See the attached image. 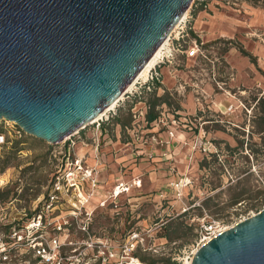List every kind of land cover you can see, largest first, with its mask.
Returning a JSON list of instances; mask_svg holds the SVG:
<instances>
[{"label":"rangeland","instance_id":"rangeland-1","mask_svg":"<svg viewBox=\"0 0 264 264\" xmlns=\"http://www.w3.org/2000/svg\"><path fill=\"white\" fill-rule=\"evenodd\" d=\"M197 3L188 7L192 18L182 46L188 49L196 39L199 51L179 54L164 66V85L150 95V104L157 97L165 100L154 111L174 113L176 135L183 138L173 144L171 159L133 158L134 143L120 151L126 166L115 161L108 139L125 140L121 125L132 124L127 110L104 123L101 135L94 123L73 132L71 142L48 143L0 120V264H42L12 228L45 205L54 177L75 158L93 168L97 181L94 187L83 182L81 197L70 189L54 204L79 208L76 222L85 224V230L44 234L46 239L56 234L64 243L63 264H84L71 259L79 254L91 258L87 264H101L96 255L108 244L116 259L105 264H181L182 252L198 241L203 225L229 227L264 208V131H258L257 120L264 98V4L206 0L196 8ZM119 183L128 189L116 196ZM238 191L245 199L231 205L229 198Z\"/></svg>","mask_w":264,"mask_h":264},{"label":"water","instance_id":"water-1","mask_svg":"<svg viewBox=\"0 0 264 264\" xmlns=\"http://www.w3.org/2000/svg\"><path fill=\"white\" fill-rule=\"evenodd\" d=\"M193 0H0V120L58 143L114 102ZM191 264H264V208Z\"/></svg>","mask_w":264,"mask_h":264},{"label":"built area","instance_id":"built-area-1","mask_svg":"<svg viewBox=\"0 0 264 264\" xmlns=\"http://www.w3.org/2000/svg\"><path fill=\"white\" fill-rule=\"evenodd\" d=\"M204 1L205 0H198V3L194 5V7L197 8ZM190 8L191 5L189 9ZM189 9H187L186 15L181 17L158 48V58L155 64L147 71L146 75L144 77H135L124 92L114 101V105L110 107V109H107L104 114L94 122L87 124L91 125L95 123L96 130H99V135H101L104 123L108 122L114 116H117L120 110H127L132 117V124L131 126L125 125L123 127L126 138L122 141V146L119 148L118 152H120L121 149H123V152L131 150L132 144L135 143V147L137 148L136 151H130V155L133 158L142 156L149 159L158 154L161 160L171 159L173 154L171 149L174 148L173 144L176 140V129L178 127H176L177 120L175 114H165L164 111H160L151 121L146 119V115L151 109L150 95L154 93L155 90L161 89L163 85L162 67L172 65L179 54L185 53L187 56H193L199 51L196 39L192 41V45H190L188 49L182 46V42L185 37L188 36L187 29L192 18L189 14ZM168 119L171 123L170 125H168ZM84 127H86V125ZM71 137L72 135L68 136L64 141L71 142ZM3 141L4 136L0 135V145ZM108 141L112 143L111 138H109ZM100 146L101 142L98 138L95 149L98 150ZM205 150L206 148L203 144L202 151ZM92 173L93 168L83 165L82 159L75 158L73 162L71 161L54 177L51 189L45 199V205L40 209L34 210L31 218H27L26 222L22 223L21 226L18 223L19 221L13 226V236L22 244H24L23 241L27 239L28 248L31 250L32 256L36 262L42 264H63L67 259L65 255L62 256L60 253L61 250H63L64 243L60 241L58 235L53 234L46 239L44 234L47 231L59 232L70 228L85 230V224L81 225L76 222L80 213L79 208L75 206L63 208L54 206V204L59 202L62 193L65 192L67 195L70 189L77 191V197H81L80 194L82 193L80 187H82L85 181L89 182L90 185L94 187L97 179L93 177ZM139 183L140 180L136 185H139ZM121 187L122 184L120 183L116 186V188ZM126 189L128 188H125L124 191H126ZM120 193H115L114 195L117 196ZM71 195L72 191L70 196ZM78 202H80L79 198ZM223 230L225 229L220 228L219 225L214 222L203 225L198 241L189 245L182 252L183 256L180 257L181 264H191L192 257L196 250L203 243ZM0 246H3L1 238ZM111 246V244H108L106 252L102 251L96 255L97 260L101 264L110 262L113 258L116 259V254L109 249ZM4 249L5 248L1 251H4ZM4 258L6 259L7 256L5 255ZM71 259L81 260L84 264H87L88 261L91 260V258L81 254L75 257L71 256Z\"/></svg>","mask_w":264,"mask_h":264},{"label":"trees","instance_id":"trees-1","mask_svg":"<svg viewBox=\"0 0 264 264\" xmlns=\"http://www.w3.org/2000/svg\"><path fill=\"white\" fill-rule=\"evenodd\" d=\"M255 1H260V0H255ZM262 3L264 4V0H262ZM205 3L202 2L200 4V6L204 5ZM165 102V100L162 98V97H157L155 98L153 101H152V106H151V109L149 110V112L147 113L146 115V119L148 121H151L153 120L156 116H157V112L154 111V106L157 105L158 103H163ZM259 106L258 108L260 109V112L261 114L257 117V120L259 121V126H258V131H264V129L261 127V124L263 123L264 124V98H260L259 99ZM151 103V102H150ZM121 127H124V124L121 125ZM202 167H205L206 165V162H202L200 164ZM243 195V192L242 191H238V192H234L231 194L229 200H230V204L231 205H236L240 202H242L245 198L242 197ZM264 202V200H263ZM251 207H255L257 208V205H252ZM141 260L143 261H146L147 262V259L145 257H140ZM167 261H170L169 258H167ZM155 261H148V264H154Z\"/></svg>","mask_w":264,"mask_h":264},{"label":"bare ground","instance_id":"bare-ground-1","mask_svg":"<svg viewBox=\"0 0 264 264\" xmlns=\"http://www.w3.org/2000/svg\"><path fill=\"white\" fill-rule=\"evenodd\" d=\"M186 12L187 10L185 11V13L183 14L186 15ZM158 49L155 51V53L153 54V56L147 61V63L144 65V67L141 69V71L138 73L137 76H145L147 71L155 64L157 58H158ZM136 76V77H137ZM130 85V84H129ZM114 105V102H112L107 108H105L103 111H101L96 117L93 118V120L91 122H94L95 120H97L100 116H102L104 114V112L107 110V109H110V107H112ZM90 122V123H91ZM116 193H120L122 190H125V189H122L120 190V188H116ZM81 195V194H80ZM83 198V197H82ZM228 227H225L224 229H226Z\"/></svg>","mask_w":264,"mask_h":264},{"label":"crops","instance_id":"crops-1","mask_svg":"<svg viewBox=\"0 0 264 264\" xmlns=\"http://www.w3.org/2000/svg\"><path fill=\"white\" fill-rule=\"evenodd\" d=\"M204 5H202V6H205L206 5V0L204 1ZM161 72H162V77H163V67H162V69H161ZM163 85H164V82H163ZM176 140L174 141V142H176V141H183V138H180L179 137V135H176V138H175ZM114 141H112V144H113V146H112V149H113V153H112V155H113V157L115 158V161L120 165V163H122L120 166H126V164H128L127 163V161H126V163H125V160H123V158H121L120 156H121V154H120V152H118L117 153V151L119 150V148L122 146V144H121V141H115L114 143H113ZM115 144H117V145H115ZM119 144H120V146H119ZM116 151V152H115ZM101 159H102V157H101ZM147 159L148 158H139V160H142V161H147ZM154 159V158H153ZM135 160V159H134ZM133 161V160H132ZM132 161H128V162H132ZM117 181H119V179L117 180Z\"/></svg>","mask_w":264,"mask_h":264}]
</instances>
